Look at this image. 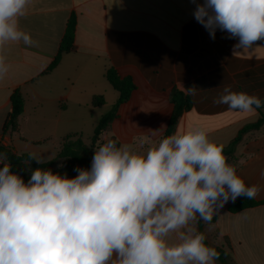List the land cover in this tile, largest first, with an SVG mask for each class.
Here are the masks:
<instances>
[{
	"label": "crops",
	"instance_id": "0c3cea01",
	"mask_svg": "<svg viewBox=\"0 0 264 264\" xmlns=\"http://www.w3.org/2000/svg\"><path fill=\"white\" fill-rule=\"evenodd\" d=\"M195 8L191 0H31L20 27L35 44L9 42L0 50L9 65L0 78V145L17 155L35 152L61 171L63 159L56 157L63 141L79 135L90 145L101 118L119 99L106 78L114 69L136 88L119 106L103 142L112 139L146 151L162 138L153 130L166 126L165 135L176 90L188 98L189 108L175 131L203 126L210 140L228 147L244 127L260 119L264 107L242 113L213 101L225 85L264 100V41L233 56L237 40L219 29L212 39L195 20ZM73 16L75 48L48 71ZM193 86L198 87L194 95L188 91ZM16 90L24 97V110L15 128L3 132ZM94 96H103L105 104L94 107ZM227 158L247 184L264 188V124L245 133ZM25 168L19 172L30 175ZM255 200L264 201V191ZM233 203L211 222L198 220L194 226L199 231L200 222L206 241L223 249L230 264H264V204L231 213Z\"/></svg>",
	"mask_w": 264,
	"mask_h": 264
},
{
	"label": "clouds",
	"instance_id": "9594fccd",
	"mask_svg": "<svg viewBox=\"0 0 264 264\" xmlns=\"http://www.w3.org/2000/svg\"><path fill=\"white\" fill-rule=\"evenodd\" d=\"M191 2L212 39L219 29L237 40L233 56L264 41V0ZM30 3L0 0V50L35 44L20 27ZM8 70L0 54V78ZM213 103L242 113L264 107L231 85ZM164 128L153 130L162 138L144 152L112 139L99 144L90 169L76 167L74 178L37 167L25 182L0 153V264H216L219 252L194 223L211 222L229 201L256 199L264 188L246 183L203 126L167 135ZM29 160L47 163L35 152Z\"/></svg>",
	"mask_w": 264,
	"mask_h": 264
},
{
	"label": "trees",
	"instance_id": "16d2710c",
	"mask_svg": "<svg viewBox=\"0 0 264 264\" xmlns=\"http://www.w3.org/2000/svg\"><path fill=\"white\" fill-rule=\"evenodd\" d=\"M75 29H76V20L75 17L73 16L71 20L68 22L66 32L63 37V40L61 41L58 53L54 61L51 63L50 67L48 68V71H52L59 64L64 54L74 50ZM106 78L110 83V85L117 92H119L120 96L116 104L110 110V112H108L106 115H104L101 118L99 124L95 129L94 135L91 140V144L86 145L79 135H70L63 141L61 149L57 154L56 157L57 159H63V169L59 171V173L61 174L66 173L70 178H74L77 175V172L74 171L76 167L90 169L92 156L94 154L95 148L99 144L103 143L101 138L105 134L111 123L117 118L119 106L126 103L130 99L133 91L136 88L131 78L120 77L114 69H109L106 72ZM171 101L173 103V111L165 135L171 134L175 131L178 120L180 119L184 111H186L189 108L188 98L179 91L175 90L172 92ZM24 104H25V100L22 93L19 90H16L11 96V112L4 124L3 132L7 131L8 128H12V130L15 128V122L17 118L23 113ZM104 104H105V98L103 96L93 97L92 105L94 107H101ZM263 124H264V114L261 115L260 119L256 123L244 127L239 132L237 137L233 140V142L228 147H224L225 155L232 156L234 153L235 145L242 140V136L250 130L259 129ZM0 153H7L8 160L13 165V170L18 172L23 177L25 182H27V180L30 178V175L22 174L19 172V169L23 166L29 167L31 170L37 167L53 170L52 165L54 161H49L45 164L37 165L35 162H31L29 160V155L26 154L17 155L12 151L10 147H5L2 145H0ZM53 172L56 171L53 170ZM263 204L264 201H256L255 199L249 200L245 197H239L229 207L228 210L231 213H236ZM199 231L203 232L202 225L200 224V222H199ZM206 243L212 246L207 241ZM214 248H216V250L220 254L218 260L221 262V264H230L228 254L223 249H219L217 247Z\"/></svg>",
	"mask_w": 264,
	"mask_h": 264
},
{
	"label": "rangeland",
	"instance_id": "374dc122",
	"mask_svg": "<svg viewBox=\"0 0 264 264\" xmlns=\"http://www.w3.org/2000/svg\"><path fill=\"white\" fill-rule=\"evenodd\" d=\"M25 173L27 172H31V169L29 167H26L24 170H23Z\"/></svg>",
	"mask_w": 264,
	"mask_h": 264
}]
</instances>
